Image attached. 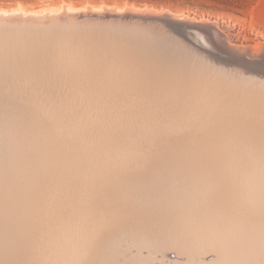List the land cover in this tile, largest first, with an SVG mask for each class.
Returning <instances> with one entry per match:
<instances>
[{"label": "rangeland", "instance_id": "rangeland-1", "mask_svg": "<svg viewBox=\"0 0 264 264\" xmlns=\"http://www.w3.org/2000/svg\"><path fill=\"white\" fill-rule=\"evenodd\" d=\"M15 9L35 14H0V264H263L264 0H0ZM183 14L262 53L198 49ZM145 41L195 69L163 90Z\"/></svg>", "mask_w": 264, "mask_h": 264}, {"label": "bare ground", "instance_id": "bare-ground-1", "mask_svg": "<svg viewBox=\"0 0 264 264\" xmlns=\"http://www.w3.org/2000/svg\"><path fill=\"white\" fill-rule=\"evenodd\" d=\"M66 7V6H65ZM91 8V7H90ZM132 8V7H131ZM65 9V8H64ZM89 9V8H88ZM92 9V8H91ZM128 9V8H127ZM126 9V10H127ZM134 9V8H133ZM136 9H138V8H136ZM19 9H15V10H13V11H10V12H8V11H0V14L1 15H5L6 14V17H8L7 15V13H10V14H18V15H20V17L21 16H27V15H33V14H35V13H31V12H22L21 11V9H20V11H18ZM90 10V9H89ZM104 10V9H103ZM109 10V9H108ZM107 10V11H108ZM139 10V9H138ZM147 10H150V9H147ZM152 10V9H151ZM150 10V11H151ZM155 10V9H154ZM154 10H152V11H154ZM61 11V10H60ZM66 11H70V9L69 8H67V10ZM110 11H112V10H110ZM115 11V10H114ZM137 11V10H136ZM145 11H146V9H145ZM160 11H162V10H160ZM167 11V10H166ZM72 12H74V11H72ZM95 12V11H94ZM93 12V13H94ZM97 12V11H96ZM117 12V11H116ZM135 12V11H134ZM159 12V11H158ZM165 12V11H164ZM168 12V11H167ZM48 13H53V12H51V11H49ZM55 13H57V12H55ZM75 13V12H74ZM86 13V12H85ZM89 13H92V12H89ZM105 13H106V11H105ZM109 13V12H108ZM161 13V12H160ZM168 13H170V12H168ZM168 13H165L164 15L162 14L161 16L162 17H164V16H166V14H168ZM179 13V12H178ZM184 13V12H183ZM186 13V12H185ZM96 14V13H95ZM94 14V15H95ZM98 14H100V13H98ZM104 14V13H103ZM107 14V13H106ZM126 14V13H125ZM150 14V13H149ZM176 14V13H175ZM188 14V13H187ZM86 15V14H85ZM109 15H112V13L111 14H109ZM114 15V14H113ZM145 15V14H144ZM185 17H184V19H183V29H184V31L186 32V34L190 37V39L191 40H187L188 41V44H190V45H192V46H194V47H196V48H198V49H205L206 51H211V49H226V51H228V52H232V53H240V54H246L247 56H249L250 58L251 57H254V56H257L258 55V53L260 52L259 50H255V49H249V47L248 48H239L240 46H242L241 44L238 46V47H235L236 45H232L230 42H229V38H228V36H227V34L223 31V29H221V28H219L218 26H217V24L218 23H216L215 21H213V22H211V21H200V22H196V21H194L193 19H195L194 17H192L193 19H188V17L189 16H187L186 17V15L185 14H183ZM47 16V15H46ZM49 16V15H48ZM55 16V15H54ZM84 16V15H83ZM82 16V17H83ZM147 16H149L148 14H146V17ZM151 16V15H150ZM154 16V15H153ZM160 16V17H161ZM174 16V15H173ZM182 16V15H181ZM4 17V16H3ZM37 17V16H36ZM89 17H90V15H89ZM114 17V16H113ZM116 17V16H115ZM124 17V16H123ZM128 17H130V16H128ZM155 17H156V15H155ZM160 17H159V19H160ZM203 17V16H202ZM2 18V17H1ZM43 18V17H42ZM149 18V17H148ZM171 18V17H170ZM200 18V17H199ZM56 19V18H55ZM81 19V18H80ZM120 20H121V18H119ZM118 19V20H119ZM126 19H128V18H126ZM150 19V18H149ZM154 19H156V18H154ZM169 19V18H168ZM180 19V18H179ZM17 20L18 21H24V22H28V21H33L32 19H28V20H26V19H24V20H22L21 18H17ZM68 20V19H67ZM73 20V19H72ZM71 20V21H72ZM77 20V19H76ZM153 20V19H152ZM198 20H200V19H198ZM202 20V19H201ZM214 20V19H213ZM38 21V20H37ZM79 21V20H78ZM82 21V20H81ZM107 21H109V20H107ZM106 21V22H107ZM117 21V20H116ZM151 21V20H150ZM44 22V21H43ZM52 22V21H51ZM50 22V23H51ZM93 22V21H92ZM119 22V21H118ZM145 22H147V21H145ZM179 22V21H178ZM3 23H5V22H3ZM18 23V22H17ZM53 23V22H52ZM73 23V22H72ZM110 23H112V21L110 22ZM116 23V22H115ZM154 23V22H153ZM40 24V23H39ZM38 24V25H39ZM109 24V23H108ZM13 25V24H12ZM74 25V24H73ZM112 25V24H111ZM136 25V24H135ZM2 26V25H1ZM23 26V25H22ZM27 27V26H26ZM70 27V26H69ZM166 27V26H165ZM17 28V27H16ZM160 28V27H159ZM162 28V27H161ZM7 29V28H6ZM9 29V28H8ZM35 29V28H34ZM74 29V28H73ZM85 29V28H84ZM41 30V29H40ZM90 30V29H89ZM92 30V29H91ZM163 30V29H162ZM70 31V30H69ZM83 31V30H82ZM5 32H8V31H6V30H4V29H2V28H0V34L1 33H5ZM14 32V31H13ZM79 32V31H78ZM155 32H157L156 30H155ZM159 32V31H158ZM171 32V31H170ZM82 33V32H81ZM96 33V32H95ZM120 33V32H119ZM118 33V34H119ZM125 33V32H124ZM130 33V32H129ZM140 33V32H139ZM142 33V32H141ZM144 33V32H143ZM142 33V34H143ZM169 33V32H168ZM25 34H27V33H25ZM6 35V34H5ZM17 35V34H16ZM161 35V34H160ZM171 35V34H170ZM27 36V35H26ZM156 36V35H155ZM13 37H14V35H13ZM13 37H12V39H13ZM72 37V36H71ZM96 37V36H95ZM26 38V37H25ZM73 38V37H72ZM11 39V38H10ZM9 39V40H10ZM27 39V38H26ZM73 39H75V38H73ZM80 39V38H79ZM161 39V38H160ZM6 40V39H5ZM4 40V41H5ZM21 40V39H20ZM120 40H123V39H120ZM126 40L127 39H125V42H126ZM55 41H57V40H55ZM131 41V40H130ZM64 42V41H63ZM99 42V41H98ZM108 42V41H107ZM122 42V41H121ZM23 43V42H22ZM61 43V42H60ZM91 43V42H90ZM123 43V42H122ZM167 43V42H166ZM263 43V42H262ZM94 44V43H93ZM111 44V43H110ZM6 45V44H5ZM21 45V44H20ZM250 45V44H249ZM72 46V45H71ZM126 46V45H125ZM181 46V45H180ZM256 46H257V44H256ZM39 47V46H38ZM183 47V46H182ZM181 47V48H182ZM105 48V47H104ZM117 48V47H116ZM131 48H133V47H131ZM252 48H253V46H252ZM257 48V47H256ZM258 48H260V47H258ZM3 49V48H2ZM261 49V48H260ZM24 50V49H23ZM101 50V49H100ZM187 50V49H186ZM185 49H181L180 50V53H179V55H181V57L182 58H186L187 60L188 59H191V61L192 60H194L195 58H193L192 57V54L190 53V52H188V51H186ZM54 52V51H53ZM91 52V51H90ZM105 52V51H104ZM110 52V51H109ZM121 52V51H120ZM197 52V51H196ZM218 52V51H217ZM264 52V51H263ZM116 53V52H115ZM199 53V52H198ZM205 53V52H204ZM207 53V52H206ZM211 53V52H210ZM220 53H224V51H222V50H220ZM260 53H262V52H260ZM20 54V53H19ZM60 54V53H59ZM103 54V53H102ZM110 54V53H109ZM113 54V53H112ZM143 54L147 57V58H152V57H155V56H158L159 58H161V60L158 62H156V66H157V68H156V71H157V76H158V78L156 79V75H155V78L154 79H156V85L158 86V87H160V88H163V90L164 89H166V87L168 86V83H170L171 82V78L173 77V76H178L179 77V75L180 74H182V73H191L192 72V70H194L195 68V66L194 65H187L186 63H185V60H183V59H177L176 57H173L172 55H171V53H170V50L169 49H167V48H165V47H163V46H161V45H158V44H154V43H151V42H149V41H145L144 42V45H143ZM178 54V53H177ZM22 55H24V54H22ZM49 55V54H48ZM207 55V54H206ZM261 55V54H260ZM15 56V55H14ZM82 56H84V55H82ZM259 56V55H258ZM9 58H10V56H9ZM106 58V57H105ZM112 58H114V57H112ZM256 58H258V57H256ZM99 59H101V58H98V60ZM104 59V58H103ZM125 59V58H124ZM128 59H130V58H127L126 60H128ZM158 59V58H157ZM249 59V58H248ZM26 60H28V59H26ZM102 60V59H101ZM100 60V61H101ZM118 60H119V58H118ZM208 60H210V59H208ZM250 60V59H249ZM35 61V60H34ZM56 61V60H55ZM85 61V60H84ZM106 61V60H105ZM105 61H104V64H105ZM202 61V60H201ZM218 61V60H217ZM244 61V60H243ZM256 61V60H255ZM6 62V61H5ZM190 62V61H189ZM211 62V61H210ZM225 62V61H224ZM246 62V61H245ZM31 63H33V62H31ZM39 63V62H38ZM80 63V62H79ZM123 63V62H122ZM188 63V62H187ZM193 64H195V61L194 62H192ZM196 63H197V61H196ZM207 63V62H206ZM221 63V62H220ZM36 64V63H35ZM43 64V63H42ZM103 64V63H102ZM101 64V65H102ZM107 64V63H106ZM105 64V65H106ZM115 64H117V63H115ZM228 64V63H227ZM65 65V64H64ZM82 65V64H81ZM87 65H89L90 66V64H87ZM262 65V64H261ZM260 64H259V66H261ZM86 66V65H85ZM108 66V65H107ZM112 66H114V65H112ZM131 66V65H130ZM139 66V65H138ZM153 66V65H152ZM197 66V65H196ZM210 66V65H209ZM251 66V65H250ZM3 67V66H2ZM65 67V66H64ZM96 67H98V66H96ZM121 67H122V65H121ZM129 67V66H128ZM149 67H151V66H149ZM202 68H203V66H201ZM258 67V66H257ZM262 67V66H261ZM39 68V67H38ZM58 68V67H57ZM113 68V67H112ZM132 68V67H131ZM229 68V67H228ZM232 68H233V66H232ZM240 68V67H239ZM255 68V67H254ZM42 69V68H41ZM123 69H125V68H123ZM225 69V68H224ZM103 70V69H102ZM107 70V69H106ZM121 70V69H120ZM125 70H128V68L127 69H125ZM134 70V69H133ZM200 70V69H199ZM37 71V70H36ZM39 71V70H38ZM109 71V70H108ZM150 71V70H149ZM153 71V70H152ZM202 71H203V69H202ZM231 71V70H230ZM238 71V70H237ZM12 72V71H11ZM204 72V71H203ZM241 72V71H240ZM248 72H250V71H248ZM13 73V72H12ZM20 73V72H19ZM105 73V72H104ZM111 73V72H110ZM146 73V72H145ZM200 73V72H199ZM198 73V74H199ZM235 73V72H234ZM242 73V72H241ZM92 74H94V72L92 73ZM134 74V73H133ZM154 74H155V72H154ZM236 74V73H235ZM249 74V73H248ZM25 75V74H24ZM95 75V74H94ZM116 75V74H115ZM200 75V74H199ZM208 75V74H207ZM219 75V74H218ZM98 76V75H97ZM106 76H107V74H106ZM118 76V75H117ZM120 76V75H119ZM122 76V75H121ZM113 77V76H112ZM111 77V78H112ZM128 77V76H127ZM217 77V76H216ZM56 78V77H55ZM197 78V77H196ZM199 78V77H198ZM197 78V79H198ZM63 79V78H62ZM104 79V78H103ZM135 79V78H134ZM185 79V78H184ZM208 79V78H207ZM261 79V78H260ZM52 80V79H51ZM66 80V79H65ZM125 80V79H124ZM138 80V79H137ZM137 80H135L136 82H138ZM151 80V79H150ZM183 80V79H182ZM200 80H202L201 78H200ZM57 81V80H56ZM61 81V80H60ZM149 81V80H148ZM19 82V81H18ZM107 82V81H106ZM118 82V81H117ZM125 82V81H124ZM144 83H145V81H143ZM64 83V82H63ZM73 83V82H72ZM105 83V82H104ZM115 83V82H114ZM120 83H122V82H120ZM143 83V84H144ZM146 83H148V82H146ZM180 83V82H179ZM190 83V82H189ZM7 84V83H6ZM129 84V83H128ZM206 84V83H205ZM243 84V83H242ZM248 84V83H247ZM155 85V86H156ZM184 85V84H183ZM186 85V84H185ZM184 85V86H185ZM236 85V84H235ZM245 85V84H244ZM127 86V85H126ZM134 86V85H133ZM240 86H243V85H240ZM117 87V86H116ZM115 87V88H116ZM124 87V86H123ZM128 87V86H127ZM151 87H152V85H151ZM182 87V86H181ZM55 88V87H54ZM69 88V87H68ZM179 88V87H178ZM42 89V88H41ZM78 89V88H77ZM139 89V88H138ZM141 89V88H140ZM180 89V88H179ZM112 90V89H111ZM116 90V89H115ZM129 91H130V89H128ZM202 90V89H201ZM200 90V91H201ZM254 90V89H253ZM102 91V90H101ZM125 91V90H124ZM204 91V90H203ZM247 91V90H246ZM72 92V91H71ZM109 92V91H108ZM127 92V91H126ZM132 92H134L133 90H132ZM145 92H147V91H145ZM163 92V91H162ZM166 92V91H165ZM194 92V91H193ZM192 92V93H193ZM234 92H235V90H234ZM118 93H120V92H118ZM182 93V92H181ZM195 93V92H194ZM138 94V93H137ZM142 94V93H141ZM149 94V93H148ZM161 94V93H160ZM182 94H184V93H182ZM191 94V93H190ZM144 95V94H143ZM188 95V94H187ZM218 95V94H217ZM216 95V96H217ZM117 96V95H116ZM145 96V95H144ZM150 96V95H149ZM164 96V95H163ZM180 96H181V94H180ZM197 96V95H196ZM204 96V95H203ZM1 97V96H0ZM28 97V96H27ZM118 97V96H117ZM116 97V98H117ZM126 97H127V94H126ZM132 97H134V96H132ZM158 97V96H157ZM186 97V96H185ZM195 97V96H194ZM205 97V96H204ZM211 97V96H210ZM222 97V96H221ZM220 97V98H221ZM227 97H228V95H227ZM226 97V98H227ZM252 97V96H251ZM255 97V96H254ZM119 98H120V95H119ZM123 98V97H122ZM131 98V97H130ZM135 98V97H134ZM159 98V97H158ZM164 98V97H163ZM174 98V97H173ZM193 98V97H192ZM214 98V97H213ZM76 99V98H75ZM107 99V98H106ZM118 99V98H117ZM121 99V98H120ZM140 99V98H139ZM138 99V100H139ZM147 99V98H146ZM204 99V98H203ZM218 99V98H217ZM125 100V99H124ZM127 100V99H126ZM125 100V101H126ZM129 100H131V99H129ZM142 100V99H141ZM180 100V99H179ZM197 100V99H196ZM209 100V99H208ZM221 100V99H220ZM42 101H43V99H42ZM56 101V100H55ZM104 101V100H103ZM102 101V102H103ZM110 101V100H109ZM133 101V100H132ZM135 101H137L136 99L134 100V102ZM174 101V100H173ZM233 101V100H232ZM114 102V101H113ZM116 102V101H115ZM140 102V101H139ZM151 102H153V101H151ZM163 102V101H162ZM184 102H186V101H184ZM198 102V101H197ZM234 102V101H233ZM257 102V101H256ZM122 103V102H121ZM165 103V102H164ZM173 103V102H172ZM176 103V102H175ZM207 103V102H206ZM57 104V103H56ZM99 104V103H98ZM115 104V103H114ZM117 104V103H116ZM123 104V103H122ZM191 104V103H190ZM195 104V102L193 103V105ZM209 104V103H208ZM212 104V103H211ZM21 105V104H20ZM24 105V104H23ZM104 105H106V104H104ZM108 105H110V104H108ZM112 105V104H111ZM150 105V104H149ZM196 105V104H195ZM117 106V105H116ZM122 106H125V105H122ZM126 106H127V104H126ZM151 106V105H150ZM167 106V105H166ZM188 106V105H187ZM200 106H202V105H200ZM209 106H210V104H209ZM11 107V106H10ZM114 107V106H113ZM180 107H183V106H180ZM193 107V106H192ZM196 107V106H195ZM195 107H193V109L195 108ZM214 107V106H213ZM27 108V107H26ZM98 108V107H97ZM135 108V107H134ZM243 108V107H242ZM263 108V107H262ZM24 109V108H23ZM114 109V108H113ZM120 109V108H119ZM117 110V111H120V110ZM131 109V108H130ZM129 109V110H130ZM177 109V108H176ZM198 109H200V108H198ZM203 108H201V110H202ZM213 109V108H212ZM220 109V108H219ZM229 109V108H228ZM30 110V109H29ZM46 110V109H45ZM104 111H106L105 110V108L103 109ZM108 110V109H107ZM110 110H111V108H110ZM109 110V111H110ZM121 110H123V109H121ZM144 110V109H143ZM151 110V109H150ZM152 110H153V108H152ZM178 110V109H177ZM195 110V109H194ZM196 110H197V107H196ZM204 110V109H203ZM205 110H207V109H205ZM217 110V109H216ZM6 111H8V110H6ZM100 111V110H99ZM115 111V110H114ZM113 111V112H114ZM133 111V110H132ZM139 111V110H138ZM167 111V110H166ZM174 111V110H173ZM185 111V110H184ZM12 112V111H11ZM73 112V111H72ZM103 112V111H102ZM111 112V111H110ZM112 112V113H113ZM121 112V111H120ZM147 112V111H146ZM156 112V111H155ZM182 112V111H181ZM202 112V111H201ZM200 112V113H201ZM260 112V111H259ZM258 112V113H259ZM68 113V112H67ZM99 113V112H98ZM115 113V112H114ZM122 113V112H121ZM133 113V112H132ZM138 113V112H137ZM136 113V114H137ZM142 113V112H141ZM149 113V112H148ZM151 113V112H150ZM183 113V112H182ZM193 113V112H192ZM194 113H195V111H194ZM196 113H197V111H196ZM210 113H211V111H210ZM86 114V113H85ZM109 114V113H108ZM128 113H126V116H127V118H128V116L129 115H127ZM129 114H131L130 113V111H129ZM160 114V113H159ZM165 114V113H164ZM171 114H174V113H171ZM190 114V113H189ZM209 114V113H208ZM100 114H98V116H99ZM106 115H107V113H106ZM110 115V114H109ZM112 115V114H111ZM110 115V116H111ZM115 116H117L118 115V113H117V115L116 114H114ZM113 115V116H114ZM119 115H120V113H119ZM118 115V116H119ZM122 115H124V114H122ZM134 114H132V116H133ZM138 115V114H137ZM170 115V114H169ZM184 115H186V114H184ZM192 114H190L189 116H191ZM97 116V117H98ZM105 116V115H104ZM125 116V115H124ZM123 116V117H124ZM126 116H125V118H126ZM131 116V115H130ZM135 116V115H134ZM133 116V117H134ZM154 116V115H153ZM174 116H175V114H174ZM189 116H187V117H189ZM203 116V115H202ZM223 116V115H222ZM243 116H245V115H243ZM261 116V115H260ZM66 117V116H65ZM120 117V116H119ZM122 117V116H121ZM180 117V116H179ZM194 117V116H193ZM193 117H191V119H193ZM201 117V116H200ZM216 117V116H215ZM28 118V117H27ZM31 118H32V116H31ZM107 118V117H106ZM112 118H114V117H112ZM116 119L118 118V117H115ZM125 118H124V120H125ZM126 118V119H127ZM154 118V117H153ZM166 119L168 118V117H165ZM183 118H185L184 116H183ZM190 118V117H189ZM208 118V117H207ZM14 119V118H13ZM88 119V118H87ZM101 119V118H100ZM99 119V120H100ZM103 119H105V118H103ZM102 119V120H103ZM130 119V118H129ZM143 119H144V117H143ZM146 119V118H145ZM160 119H161V117H160ZM163 119V118H162ZM7 120V119H6ZM117 120H119V118L117 119ZM121 120H122V118H121ZM120 120V121H121ZM133 120V118L131 119V121ZM138 120V119H137ZM190 120V119H189ZM262 120V119H261ZM261 120H258V122L260 121L261 122ZM264 120V119H263ZM108 121H110V120H108ZM120 121H118V122H120ZM123 121V120H122ZM128 121V120H127ZM130 120H129V123L131 122ZM149 121V120H148ZM151 121H152V119H151ZM156 121V120H155ZM163 121H164V119H163ZM174 121V120H173ZM187 121V119L185 120V122ZM204 121V120H203ZM202 121V122H203ZM88 122V121H87ZM103 122V121H102ZM107 122V121H106ZM189 122V121H188ZM122 123V122H121ZM136 123V122H135ZM153 123V122H152ZM156 124H157V122H155ZM154 123V124H155ZM182 123V122H181ZM181 123H179L180 125H181ZM244 123V122H243ZM41 124V123H40ZM46 124V123H45ZM125 124V122L123 123V125ZM128 124V123H127ZM133 124H134V122H133ZM144 124V123H143ZM153 124V126H155ZM166 123L164 122V125H165ZM169 124V123H168ZM178 124V123H177ZM195 124H197L196 122H195ZM101 125V124H100ZM111 125V124H110ZM121 125V124H120ZM131 125V124H130ZM136 125L137 124H135V127H136ZM148 125V124H147ZM151 125V124H150ZM158 125V124H157ZM163 125V124H162ZM163 125V126H164ZM167 125V124H166ZM165 125V126H166ZM171 125H172V123H171ZM170 125V126H171ZM179 125V126H180ZM190 125H191V123H190ZM264 125V124H263ZM98 126V125H97ZM125 126V125H124ZM123 126V127H124ZM128 126H129V124H128ZM168 126V125H167ZM175 126V125H174ZM183 126V125H182ZM214 126V125H213ZM22 127V126H21ZM116 127V126H115ZM119 127V126H118ZM120 127H122V126H120ZM120 127H119V132H120ZM122 127V128H123ZM145 127V126H144ZM157 127V126H156ZM193 127V126H192ZM212 127V126H211ZM41 128V127H40ZM55 128H56V126H55ZM111 128H113V127H111ZM117 128V127H116ZM122 128H121V130H122ZM126 128V127H125ZM128 129H129V127H127ZM146 128H148L147 126H146ZM177 128H180V127H177ZM177 128L175 129V131L177 130ZM182 128V127H181ZM184 128V127H183ZM187 128V127H186ZM150 129H152V128H150ZM156 129V128H155ZM190 129V128H189ZM124 130H126V129H124ZM137 130V129H136ZM141 130H144V129H141ZM149 130V129H148ZM186 130H188V129H186ZM196 130V129H195ZM113 131H115V130H113ZM129 131V130H128ZM127 131V132H128ZM152 131V130H151ZM150 131V132H151ZM166 131V133L168 132V130H165ZM170 131H173L172 130V128H171V130ZM46 132V131H45ZM134 132V131H133ZM154 132H156L155 130H154ZM163 132V131H162ZM179 132V131H178ZM182 132V131H181ZM190 132V131H189ZM193 132V131H192ZM195 132V131H194ZM34 133V132H33ZM116 133V132H115ZM118 133V132H117ZM139 133V132H138ZM146 133V132H145ZM197 133H199V132H197ZM37 134V133H36ZM62 134H64V133H62ZM120 134H122V133H120ZM123 134H125V132L123 133ZM128 134V133H127ZM126 134V135H127ZM140 134V133H139ZM147 134V133H146ZM145 134V135H146ZM152 134V133H151ZM157 134V133H156ZM161 134V133H160ZM203 134H205V133H203ZM207 134V133H206ZM141 135V134H140ZM90 136V135H89ZM121 136V135H120ZM133 136V135H132ZM149 136V135H148ZM50 137V136H49ZM118 137H119V135H118ZM138 137V136H137ZM142 137V136H141ZM155 137H158L157 135L155 136ZM162 137H164V135L162 136ZM173 137V136H172ZM205 137V136H204ZM31 138V137H30ZM42 138V137H41ZM123 138V137H122ZM126 138V137H125ZM160 138V137H159ZM167 138V137H166ZM11 139V138H10ZM146 139V138H145ZM186 140H187V138H185ZM64 140V139H63ZM154 140V139H153ZM217 140H219V138L217 139ZM148 141H150L149 139H148ZM209 141V140H208ZM215 141V140H214ZM214 141H212V142H214ZM144 142V141H143ZM204 142V141H203ZM146 143V142H145ZM149 143V142H148ZM190 143V142H189ZM180 144V143H179ZM189 145H191V144H189ZM194 145V144H193ZM199 145V144H198ZM204 145H206V144H204ZM161 146V145H160ZM208 146H211V145H208ZM22 147V146H21ZM60 147V146H59ZM152 147V146H151ZM166 147V146H165ZM225 147V146H224ZM152 148H154V146L152 147ZM174 148V147H173ZM183 148H185V147H183ZM226 148V147H225ZM256 148V147H255ZM203 149V148H202ZM155 150V149H154ZM228 150V149H227ZM226 150V151H227ZM254 150H256V149H254ZM160 151V150H159ZM225 151V152H226ZM157 152V151H156ZM176 152V151H175ZM181 152V151H180ZM186 152V151H185ZM48 153V152H47ZM174 153V152H173ZM3 154V153H2ZM169 154V153H168ZM171 154V153H170ZM173 155V154H172ZM175 155V154H174ZM188 155V154H187ZM20 156V155H19ZM213 156V155H212ZM50 157V156H49ZM184 157V156H183ZM211 157V156H210ZM237 157V156H236ZM181 158V157H180ZM183 160V159H182ZM185 160V159H184ZM32 161V160H31ZM216 163V162H215ZM218 164V163H217ZM38 165V164H37ZM219 165V164H218ZM20 167V166H19ZM38 167V166H37ZM3 168V167H2ZM197 168H198V166H197ZM208 170V169H207ZM30 171V170H29ZM4 172V171H3ZM19 172H21V171H19ZM23 172V171H22ZM9 173V172H8ZM24 174V173H23ZM210 174V173H209ZM19 176V175H18ZM176 177H177V175H176ZM210 177V176H209ZM214 178V177H213ZM177 179V178H176ZM188 179V178H187ZM238 179V178H237ZM31 180V179H30ZM249 180H251V179H249ZM189 181V180H188ZM183 182V181H182ZM217 182H218V180H217ZM221 182V181H220ZM256 182V181H255ZM101 183V182H100ZM175 183V182H174ZM12 184V183H11ZM183 184V183H182ZM195 185V184H194ZM198 185V184H197ZM221 185V184H220ZM249 185H250V183H249ZM10 186V185H9ZM126 186V185H125ZM223 186V185H222ZM253 186V185H252ZM221 187V186H220ZM261 188V187H260ZM121 189V188H120ZM178 189V188H177ZM186 189V188H185ZM135 190V189H134ZM175 190V189H174ZM87 191V190H86ZM116 191V190H115ZM196 191V190H195ZM259 191V190H258ZM111 192V191H110ZM185 192V191H184ZM23 193V192H22ZM107 193V192H106ZM125 193H128V191L127 192H125ZM142 193V192H141ZM179 193V192H178ZM193 193V192H192ZM24 194V193H23ZM108 194V193H107ZM121 195L123 194V193H120ZM183 194V193H182ZM198 194V193H197ZM247 194V193H246ZM109 195V194H108ZM116 195V194H115ZM159 195V194H158ZM157 195V196H158ZM170 195V194H169ZM215 195V194H214ZM219 195V194H218ZM217 195V196H218ZM249 195H251V194H249ZM258 195H259V193H258ZM15 196V195H14ZM17 196V195H16ZM171 196V195H170ZM169 196V197H170ZM205 196V195H204ZM28 197V196H27ZM26 197V198H27ZM174 197V196H173ZM209 197V196H208ZM22 198V197H21ZM85 198V197H84ZM91 198H94V197H91ZM180 198V197H179ZM219 198V197H218ZM224 198H226V197H224ZM106 199H108V198H106ZM116 199V198H115ZM181 199V198H180ZM193 199V198H192ZM206 199V198H205ZM88 200H90V199H88ZM92 200V199H91ZM109 200V199H108ZM208 200V199H207ZM212 200V199H211ZM232 200V199H231ZM4 201V200H3ZM22 201V200H21ZM113 201V200H112ZM133 201V200H132ZM142 201V200H141ZM194 201V200H193ZM197 201V200H196ZM243 201V200H242ZM15 202V201H14ZM117 202V201H116ZM183 202V201H182ZM215 202V201H214ZM8 203V202H7ZM106 203V202H105ZM123 203V202H122ZM222 203V202H221ZM220 203V204H221ZM91 204V203H90ZM115 204V203H114ZM236 204V203H235ZM259 204V203H258ZM88 205V204H87ZM120 205V204H119ZM209 205V204H208ZM223 205V204H222ZM232 205V204H231ZM260 205V204H259ZM122 206V205H121ZM128 206V205H127ZM91 207V206H90ZM92 207H93V205H92ZM120 207V206H119ZM162 207V206H161ZM223 207V206H222ZM5 208V207H4ZM104 208V207H103ZM107 208V207H106ZM128 208H129V206H128ZM149 208V207H148ZM164 208V207H163ZM166 208V207H165ZM175 208V207H174ZM261 208V207H260ZM264 208V207H263ZM24 209V208H23ZM7 210H8V208H7ZM26 210V211H25ZM91 210V209H90ZM119 210V209H118ZM155 210V209H154ZM2 211V210H1ZM10 211V210H9ZM15 211V210H14ZM87 211V210H86ZM96 211V210H95ZM103 211V210H102ZM104 211H105V209H104ZM108 211H110V210H108ZM107 211V212H108ZM210 212H211V210H209ZM29 210L26 208V209H24V211H23V215H21V217L22 216H24V217H27L28 215H29ZM191 212V211H190ZM2 213H3V211H2ZM6 213V212H5ZM104 213V212H103ZM119 213V212H118ZM8 214H10V213H8ZM95 214V213H94ZM93 214V215H94ZM111 214V213H110ZM115 214V213H114ZM166 214V213H165ZM187 214V213H186ZM85 215V214H84ZM89 215V214H88ZM92 215V216H93ZM95 215H97V214H95ZM94 215V216H95ZM108 215V214H107ZM125 215V214H124ZM142 215V214H141ZM164 215V214H163ZM207 215V214H206ZM99 216V215H98ZM118 216V215H117ZM143 216V215H142ZM179 216H181V215H179ZM191 216V215H190ZM204 216V215H203ZM230 216V215H229ZM100 217V216H99ZM104 217V216H103ZM102 217V218H103ZM20 218V217H19ZM83 218V217H82ZM162 218V217H161ZM181 218H183V217H181ZM12 219V218H11ZM87 220H88V218H86ZM105 219V218H104ZM139 219V218H138ZM197 219V218H196ZM18 220V219H17ZM90 220V219H89ZM98 220V219H97ZM107 220V219H106ZM110 220V219H109ZM108 220V221H109ZM116 220V219H115ZM136 220V219H135ZM193 220V219H192ZM217 220V219H216ZM30 221V220H29ZM99 221V220H98ZM107 221V222H108ZM162 221V220H161ZM102 222L104 223V221L102 220ZM120 222V221H119ZM125 222V221H124ZM134 222V221H133ZM172 222V221H171ZM15 224V223H14ZM88 224V223H87ZM112 224V223H111ZM4 225H6V224H4ZM97 225H99V224H97ZM144 225V224H143ZM259 225V224H258ZM257 225V226H258ZM1 226V225H0ZM129 226V225H128ZM98 227V226H97ZM107 227H109V226H107ZM110 227H112V226H110ZM116 227V226H115ZM2 228V227H1ZM0 228V229H1ZM8 228V227H7ZM141 228V227H140ZM225 228V227H224ZM96 228H94V230H95ZM105 229V228H104ZM103 229V230H104ZM117 229V228H116ZM252 229H254V228H252ZM263 229V228H262ZM3 230V229H2ZM8 230V229H7ZM118 230V229H117ZM116 230V231H117ZM198 230V229H197ZM89 231V230H88ZM91 231H93L92 230V228H91ZM111 231H112V229H111ZM114 231V230H113ZM115 231V232H116ZM246 231V230H245ZM260 231V230H259ZM90 232V231H89ZM95 232V231H94ZM215 232V231H214ZM248 232V231H247ZM99 233V232H98ZM112 233V232H111ZM173 233V232H172ZM177 233V232H176ZM200 233V232H199ZM203 233V232H202ZM262 233V232H261ZM82 234V233H81ZM87 233H85V235H83L84 237L85 236H87V237H90V236H88V235H86ZM100 234V233H99ZM4 235V234H3ZM81 235V236H82ZM89 235H91L90 233H89ZM202 235V234H201ZM242 235V234H241ZM243 235H244V233H243ZM256 235V234H255ZM80 236V235H79ZM101 236V235H100ZM180 236V235H179ZM249 236V235H248ZM247 236V237H248ZM188 237V236H187ZM262 237V236H261ZM94 238V237H93ZM92 238V239H93ZM117 239V238H116ZM76 240V239H75ZM78 240V239H77ZM90 240V239H89ZM210 240H211V238H210ZM107 241V240H106ZM165 241V240H164ZM230 241H233V240H230ZM77 242V241H76ZM78 242H81L82 243V241H78ZM77 242V243H78ZM84 242V241H83ZM240 242V241H239ZM252 243V242H251ZM84 244V243H83ZM85 244H86V242H85ZM89 244H90V242H89ZM82 245V244H81ZM95 245V244H94ZM109 245V244H108ZM87 246V245H86ZM238 246V245H237ZM111 247V246H110ZM118 247V246H117ZM239 247H240V245H239ZM238 247V248H239ZM75 248V247H74ZM78 248V247H77ZM82 247H80V249H81ZM105 248H106V246H105ZM108 248V247H107ZM119 248V247H118ZM143 248V247H142ZM76 249V248H75ZM109 249V248H108ZM143 249H145V248H143ZM253 249V248H252ZM79 250V249H78ZM173 250V249H172ZM76 251V250H75ZM155 251V250H154ZM218 251V250H217ZM264 251V250H263ZM110 252V251H109ZM221 252V251H220ZM231 253V252H230ZM251 253V252H250ZM177 254H179L178 252H177ZM182 254V253H181ZM193 254V253H192ZM180 255V254H179ZM230 255V254H229ZM171 256H172V254H171ZM188 256V255H187ZM236 256V255H235ZM114 257H112V259H113ZM196 258V257H195ZM212 258V257H211ZM210 258V259H211ZM243 258V257H242ZM260 258V257H259ZM136 259V258H135ZM203 259V258H202ZM111 260V259H110ZM178 260V259H177ZM204 260V259H203ZM208 260V259H207ZM120 261V260H119ZM200 261V260H199ZM198 261V262H199ZM263 262V261H262ZM145 264V263H144ZM183 264V263H182ZM213 264H224V260H223V258L221 257V259H219L216 263H213ZM262 264V263H261ZM264 264V263H263Z\"/></svg>", "mask_w": 264, "mask_h": 264}]
</instances>
